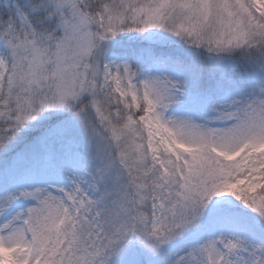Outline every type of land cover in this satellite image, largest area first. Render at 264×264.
Returning a JSON list of instances; mask_svg holds the SVG:
<instances>
[{"label": "snow or ice", "instance_id": "obj_1", "mask_svg": "<svg viewBox=\"0 0 264 264\" xmlns=\"http://www.w3.org/2000/svg\"><path fill=\"white\" fill-rule=\"evenodd\" d=\"M0 264H264V0H0Z\"/></svg>", "mask_w": 264, "mask_h": 264}]
</instances>
